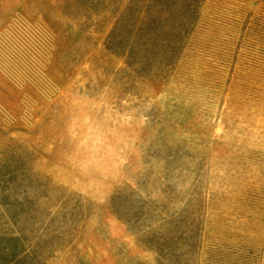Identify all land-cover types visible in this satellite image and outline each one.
I'll use <instances>...</instances> for the list:
<instances>
[{
	"label": "rangeland",
	"instance_id": "obj_1",
	"mask_svg": "<svg viewBox=\"0 0 264 264\" xmlns=\"http://www.w3.org/2000/svg\"><path fill=\"white\" fill-rule=\"evenodd\" d=\"M67 3L0 0V180L77 210L48 264H157L117 196L158 218L200 202L201 264H264V0H206L166 81L131 77L110 23Z\"/></svg>",
	"mask_w": 264,
	"mask_h": 264
},
{
	"label": "trees",
	"instance_id": "obj_2",
	"mask_svg": "<svg viewBox=\"0 0 264 264\" xmlns=\"http://www.w3.org/2000/svg\"><path fill=\"white\" fill-rule=\"evenodd\" d=\"M72 1L74 5L65 4L66 13L88 8L110 23L104 51L123 59L131 77L166 81L200 25L206 0ZM88 4L92 7H84ZM19 187L17 181L0 180V264H48L65 246L77 210L66 212L63 206L52 216L46 201L20 198ZM111 209L137 236V243L155 253L157 264H201L203 254L212 258L203 252L200 202L166 218L155 216V209L131 214V202L121 196L112 200ZM140 221L156 226L144 231Z\"/></svg>",
	"mask_w": 264,
	"mask_h": 264
}]
</instances>
